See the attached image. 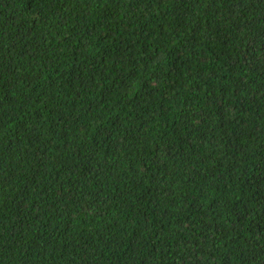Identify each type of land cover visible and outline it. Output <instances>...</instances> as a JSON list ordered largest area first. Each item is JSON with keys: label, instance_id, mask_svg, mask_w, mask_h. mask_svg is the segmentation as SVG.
Masks as SVG:
<instances>
[{"label": "trees", "instance_id": "obj_1", "mask_svg": "<svg viewBox=\"0 0 264 264\" xmlns=\"http://www.w3.org/2000/svg\"><path fill=\"white\" fill-rule=\"evenodd\" d=\"M0 264H264V0H0Z\"/></svg>", "mask_w": 264, "mask_h": 264}]
</instances>
